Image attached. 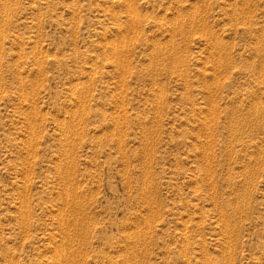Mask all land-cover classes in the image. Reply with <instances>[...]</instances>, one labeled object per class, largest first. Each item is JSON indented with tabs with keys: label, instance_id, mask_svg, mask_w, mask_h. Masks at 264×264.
I'll return each mask as SVG.
<instances>
[{
	"label": "rangeland",
	"instance_id": "rangeland-1",
	"mask_svg": "<svg viewBox=\"0 0 264 264\" xmlns=\"http://www.w3.org/2000/svg\"><path fill=\"white\" fill-rule=\"evenodd\" d=\"M0 264H264V0H0Z\"/></svg>",
	"mask_w": 264,
	"mask_h": 264
},
{
	"label": "bare ground",
	"instance_id": "bare-ground-1",
	"mask_svg": "<svg viewBox=\"0 0 264 264\" xmlns=\"http://www.w3.org/2000/svg\"><path fill=\"white\" fill-rule=\"evenodd\" d=\"M248 1V0H247ZM219 45V44H218ZM215 47H216V45H215ZM218 48H219V46H218ZM65 192V191H64ZM70 194V193H69ZM77 226H78V224H77ZM76 227V226H75ZM80 227V226H79ZM82 231V230H81ZM79 233V232H78ZM67 256V255H66ZM72 256V255H71ZM60 260V259H59ZM68 261V260H67ZM69 261H73V260H69Z\"/></svg>",
	"mask_w": 264,
	"mask_h": 264
}]
</instances>
